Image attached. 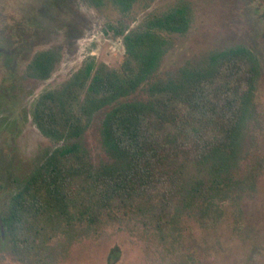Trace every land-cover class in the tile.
I'll return each instance as SVG.
<instances>
[{"label":"rangeland","instance_id":"rangeland-1","mask_svg":"<svg viewBox=\"0 0 264 264\" xmlns=\"http://www.w3.org/2000/svg\"><path fill=\"white\" fill-rule=\"evenodd\" d=\"M102 1L0 0V215L19 180L57 145L32 121L39 95L60 88L88 61L119 68L124 33L184 6L187 29L163 33L166 45L155 72L127 98L146 100L152 81H176L216 51L252 50L259 71L233 165L223 177L225 193L214 200L213 212H201L203 200L196 199L192 209L179 207L173 223L162 221L159 229L149 213H132L129 206L90 228L34 219L36 229L47 228L0 235V264H264V0H133L125 13ZM43 50L53 51L56 60L39 78L28 65ZM102 114L93 115L81 136L95 165L107 160Z\"/></svg>","mask_w":264,"mask_h":264},{"label":"trees","instance_id":"trees-1","mask_svg":"<svg viewBox=\"0 0 264 264\" xmlns=\"http://www.w3.org/2000/svg\"><path fill=\"white\" fill-rule=\"evenodd\" d=\"M110 2L125 13L133 0ZM188 25L185 6L146 18L123 34L119 68L88 61L60 88L39 95L32 121L57 145L19 180L0 215L1 236L47 228L36 229L34 219L95 227L101 216L127 206L149 213L157 229L162 221L172 224L179 207L192 209L196 199L203 200L201 212L214 211L250 112L259 71L255 53L243 46L216 51L176 81H152L146 100L127 98L155 72L166 45L163 33L185 32ZM55 60L53 51L36 52L30 74L46 78ZM100 110L107 160L95 165L81 136Z\"/></svg>","mask_w":264,"mask_h":264}]
</instances>
